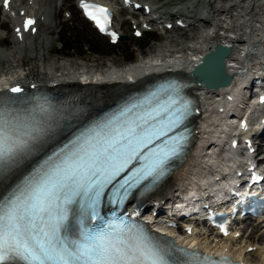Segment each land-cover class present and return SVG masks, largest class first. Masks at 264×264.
I'll use <instances>...</instances> for the list:
<instances>
[{
	"label": "snow or ice",
	"instance_id": "6c2138e0",
	"mask_svg": "<svg viewBox=\"0 0 264 264\" xmlns=\"http://www.w3.org/2000/svg\"><path fill=\"white\" fill-rule=\"evenodd\" d=\"M9 6L4 0V7ZM80 6L101 32L106 31L107 8L85 0ZM33 23L25 21V30ZM159 96L152 93L97 122L0 198V264H176L170 260V249L154 243L135 225L91 223L98 220L96 206L104 189L134 161L142 164L120 185L125 191L133 182L158 178L181 150L182 137L165 138L181 123L187 106L181 109L180 101L171 97L161 103ZM52 131L48 119L21 117L0 107V178L37 152ZM162 140V147H154ZM186 255L185 264H218L207 256Z\"/></svg>",
	"mask_w": 264,
	"mask_h": 264
},
{
	"label": "bare ground",
	"instance_id": "6f19581e",
	"mask_svg": "<svg viewBox=\"0 0 264 264\" xmlns=\"http://www.w3.org/2000/svg\"><path fill=\"white\" fill-rule=\"evenodd\" d=\"M178 0H167L164 5L162 7H158L154 13H159V14H165V11L163 9L166 8V6H170L171 4H173L174 2H176ZM208 1V6H210V4H214L217 1H228V0H207ZM1 4H0V12L2 11V14L5 15V18L2 20L0 18V28L4 27L6 25L9 26V20H7L6 18L11 16L17 17V16H21L24 15L25 13H31V16L35 18L36 20V25L33 27H37L38 24L40 23H44L47 28L45 30L46 35L51 34V32L54 30V23H56L58 20L61 21V16H62V12H63V8H69V10H71V12L73 13L74 17H77L78 19H80L81 17L86 21L89 22L88 20H86L84 18V16L80 13L79 7H77L74 3H72V0H10V6L8 8L4 7V1L0 0ZM241 1H238L237 3L233 4L230 6V8H233L234 6H237L238 8H240ZM262 1H260L259 3H261ZM119 3V2H118ZM116 2V22H118V24L120 23V19H119V4ZM261 5V4H259ZM255 6V5H254ZM203 5L200 6V9L196 12V14H200V15H204L205 13V9L202 8ZM202 8V9H201ZM228 8H225V10H227ZM225 10H221L219 8H215L213 7V13H217L220 11H224ZM237 10V9H236ZM256 10V9H255ZM193 11V10H191ZM204 11V12H203ZM234 11V9H233ZM175 13L179 14L178 16L175 17V21L176 22H172L170 20H172V17L175 16ZM175 13L170 14L171 17H169L168 19H165L167 23L172 24V27H165L166 30V35L171 34L170 33V28H173V34L169 35V37H167V40H163L161 42V47H157L156 50H154L153 55H156L158 53L160 54H167L170 55L171 51H174L175 48L177 49V51H180L183 56V60L180 62L178 61L177 57L180 56V54H175L174 56L170 55L169 57H167L166 61H164L163 59H159L157 61V63H153L152 62V56L151 54H149L150 56L145 57V60H137L136 62H130L133 63V65H129V63L124 66V68L122 67H111V68H97L96 70H99L98 73H96V76L93 77L92 83H93V88L96 89L97 91V95L96 96H92V95H86V94H75L73 95L71 98L65 100L62 104L66 107L70 108V111L67 112V115H76V116H81L85 113L94 111L97 107H99L100 105L106 103L107 101H110L113 96H115L116 98H118V95L121 91L123 90H127L129 88H132V86L135 85V83H133L131 80H135V78H138V86L145 84L147 81H149L148 79L151 77V73L152 72H160L164 69V67L166 66L167 69H177L179 71L180 74L186 75V73L193 68L196 64H198L203 56V54L205 52H207L208 50L213 49V47L219 43H223L226 42L227 40V36H222L221 34H216V35H211L208 32H202L200 31V35L199 37H201V39L198 40V37L195 34V31H198V26L196 24H188V25H184V26H177V22L179 23V20L182 21L183 24H185L186 20L188 19L189 21L192 19V17H195V15L193 16H188L184 11H177ZM80 14V15H79ZM176 14V15H177ZM54 17V21L51 22V17ZM188 16V17H187ZM240 16V15H239ZM187 17V19H186ZM241 19H243L244 21H247V14H245L244 16H240ZM263 20V19H262ZM25 21H27L26 18H24L21 22V25H23L25 23ZM252 21V20H251ZM130 20L129 19H125L124 23H129ZM206 23H208L209 21H205ZM242 22V21H241ZM240 22V24H241ZM43 25V26H45ZM239 25V24H238ZM251 25V24H250ZM42 26V27H43ZM170 26V25H169ZM191 26V27H190ZM41 27V29H42ZM189 27V28H188ZM242 28V27H241ZM238 29L239 30L241 29ZM261 28H264L261 26ZM17 29H19L18 25L14 24L13 28H12V32L13 35H11V51H6L1 49L0 50V62L2 61H6L9 63V66L11 67V70H15L17 72H11V73H4L2 74L3 76H6L5 79L0 80L2 83H0V89L3 88V85L5 83L10 82L12 79L14 78H21L22 80H25L26 75L24 74V72L26 71L25 69V59L26 56H30V57H34L36 58L39 54H41V51L39 53L38 49L35 47V37H37L40 32L41 29H39V32H35V33H31V34H22L20 31L19 33L17 32ZM263 31V30H262ZM240 33V32H239ZM230 34L231 37H234V35L232 34V32L228 33ZM245 35V34H243ZM101 36V35H100ZM171 37V39H170ZM101 38H103V36H101ZM169 39V40H168ZM2 40V41H1ZM0 41L3 42L5 41V38L3 35L0 34ZM183 41H189L192 42L190 44L188 43H184ZM234 43V42H233ZM246 45L248 48H250L253 51V54H258L260 52H262L260 50V46L258 45V43L252 39L247 40V42L245 43L244 46V51H246ZM230 47V46H228ZM263 51H264V45H263ZM261 48V49H262ZM236 53V50H232V54L230 57H228V59L226 60V65H227V70L229 71V73L232 75V77L234 78V75L236 76L235 80H232V84L230 86H226V87H221L219 89H214V90H208L207 93H210L212 98V104H223L224 101H226L224 99V97L228 94V93H233L235 95V97L241 98L242 100H244L243 97V85H247L250 83V79L246 78L244 79L242 76V73L239 72V70H241V65L240 64H236V73L234 74V71L232 70L234 68V64H232V62H235V60L232 58ZM38 54V55H37ZM263 55V54H262ZM41 58H43L42 54H41ZM98 59H95L93 61H97ZM92 61V60H91ZM159 63H162L163 65H160ZM97 64V65H96ZM95 64V66H104L103 62L97 61V63ZM94 65V64H92ZM93 66V67H95ZM57 67H63L64 69L68 70L65 72L60 73L59 71H55V69ZM57 67H50L48 73H43L41 76H39L38 79L36 80H29L30 83L34 82V85H44L47 81H56V83L58 85L61 84H66V83H70V82H80L81 80L78 79V74H80V70L79 68H75L77 71L73 70L74 66L72 67L71 65H69L68 63H64L61 64V66H57ZM106 67V66H105ZM9 69V70H10ZM83 69V68H82ZM93 69V68H90ZM105 69V70H104ZM93 72L92 70H88ZM152 71V72H151ZM149 73L148 75H145ZM59 74V75H58ZM31 75V74H29ZM57 76V79H48L51 76ZM145 75V76H143ZM241 78L244 82V84L240 87L241 89V95L237 96L233 91L236 87V80H238ZM235 83V84H234ZM17 84V83H16ZM206 88L202 85L198 90L202 91L205 90ZM247 93L249 94V89L247 90ZM201 102H200V108L199 110H203L204 111V104H205V99L208 98H203L200 97ZM247 99V98H246ZM255 99H253L254 101ZM235 101V99H234ZM250 101H252L250 99ZM227 102V101H226ZM237 116L235 119H232V116H228L229 119L228 121L230 122L229 125H231L232 129L231 130H226L224 131L223 135L220 136L219 138V143L215 144L213 147H211L209 149V151H211L209 153V155L206 156L205 159H203L204 161L207 160L206 165L210 163V159L213 157L214 154H216L217 156H219L222 159V155H226L228 156V150H227V146H229V142L231 139L235 138H244L249 140L250 137L252 136V140L255 138V136H259L260 134V126L259 123L256 121V116L257 114L261 113L260 109L255 108L254 110H247L244 111L243 109H241V111L239 110V108L237 110ZM205 112V111H204ZM250 112V114H249ZM201 118V117H200ZM245 119L248 121V123L246 125H241V120ZM199 120V119H198ZM236 123V124H235ZM200 126V124L198 123V127ZM256 132L255 135H253ZM261 139H264V135L261 137ZM260 139V140H261ZM210 145L212 144L211 142H208ZM200 151V144L198 145V148L194 151L193 155L189 158V160L186 162L185 165H181L179 167V169L176 171L175 175L170 178L167 182H166V189L165 186H163L162 188L165 189L163 191L160 190V192H158L157 194H155L154 196H152L151 198V209H154L156 205L160 204L163 200H167L170 199V196L172 194V192L176 189H174L176 186L180 185L181 188L179 190V194H186L188 192H190L192 195L195 194L197 196L201 197V200L196 204L195 206L190 204L188 207H186L185 210H181V209H175L177 211V216L179 215V212L184 211L186 213H190L191 211L196 210L199 205H208L210 203H212L213 199L215 198L216 201H219L223 198H225L227 195H229V190L234 188L236 185V179L237 176L235 174L236 171H234V169H237V161L244 159L245 157L242 154L239 153H234L230 158L227 159V161L232 163V171L227 172L226 175L224 177H220V178H216L214 179L211 175H210V171L212 168H214V165L210 164L209 167H203L204 170L208 169L209 175L212 179V182L210 183V187H208L207 189H205L204 191L201 192H197L196 191V187H199L201 185L200 182H198L196 180V177H200V171L198 170V167L194 166L192 164V161L196 160L198 157ZM201 169H202V164H200ZM231 170V167L230 169ZM197 184V185H196ZM195 186V187H194ZM202 186V185H201ZM234 200V199H232ZM171 204V203H169ZM180 205V203H178V206ZM177 206V207H178ZM171 208V206H170ZM222 209L224 207H221ZM220 209V208H219ZM231 207H227L226 210H230ZM148 217H151V215H148ZM171 220H174V218H171ZM262 226L260 228L259 232V237L255 238V241L252 242V237L254 235H247V237L245 238L244 235L242 236V238L240 240H238L236 237L238 234H240L241 229H237L234 232H231L229 235L227 236H222V235H216L217 238H214L213 240H215L216 242H214L212 245L213 246H217L219 243L220 246H232L230 248L233 249V251H236V253L240 254L241 256H244V260L245 261H254L258 264H264V222H262ZM197 227L196 225L194 226V230L192 232H196ZM175 231V229L173 230ZM181 232V231H180ZM257 232V231H256ZM182 238V237H180ZM190 240H194L195 242L198 241V239L196 238V236H192L191 238H189ZM203 241L205 242V244H208L210 242V237L208 236H204L203 237ZM236 241V242H235ZM201 243H204L202 241H200ZM252 246L250 249L252 250V252H249L251 250H249V247Z\"/></svg>",
	"mask_w": 264,
	"mask_h": 264
},
{
	"label": "rangeland",
	"instance_id": "374dc122",
	"mask_svg": "<svg viewBox=\"0 0 264 264\" xmlns=\"http://www.w3.org/2000/svg\"><path fill=\"white\" fill-rule=\"evenodd\" d=\"M78 1L79 0H72V3H74L78 7ZM151 1L155 6H158L160 8L167 0ZM243 1L245 0H242V2ZM260 1L262 2L259 3ZM224 2L225 1H223V3ZM253 2L255 3V6L253 8L254 17L249 23V27L246 28V31L249 39L256 41L259 45L262 44V46H260L262 48L264 45V37L261 38V35L264 34V32L262 31L261 26L264 27V0H253ZM218 3H222V1L215 2L213 5L210 4V6H208L209 4L207 0H178L170 6H166V8L163 10H171L175 12L184 11L185 13L196 14V12L200 9V6L203 5L202 8L205 9L204 11L209 8L213 12V7L216 8ZM234 11L232 8L231 12L233 13ZM175 17L176 16L172 17V20L170 21L175 22ZM0 18L2 20L5 18V16L2 14V11L0 12ZM53 18L54 17L52 16L51 22L54 21ZM119 19L120 26L118 30L124 37L119 40L117 44H112L107 37L103 36V38H101L102 35L100 36V34L96 32L95 28L90 24V22H86L82 17L80 19L74 17L69 8H63L61 21L58 20L56 23H54V30L51 32V34L46 35L45 30L47 26L44 23L39 24L38 32L43 25L45 26L42 27L40 34L35 37V47L38 49L39 53L41 51L43 58H41V54H37L38 56L36 58L26 56L25 72H28V74L34 75L36 78H39V76H41L43 73H48L50 67L61 66V64L64 63H68L72 67L74 66L73 70L75 71H77L75 68L87 71L96 70L98 67H101L102 69H108L114 66L124 68V66H126L128 63L136 62L137 60H139L138 58H140L141 55H148L149 52L151 54L154 50L157 49L158 44H160L161 41L164 40L163 37H158L153 33H144L141 37H136L134 35V30L136 28H140L141 26H136V21L134 20L133 16L130 13H126L125 11H123V9H119ZM125 19H130V22L124 23ZM234 19L236 21V24H240V22L242 21L240 25L244 27L243 19H238L236 16ZM163 27H165V24H163ZM12 28L13 24L11 22L9 26L6 25L0 28V34L5 38V41H0V50H12V40L10 38L11 35H13ZM173 29L174 27L172 29H169L171 34H173L174 32ZM61 42H63L64 45ZM261 48L260 50L262 52L252 55L253 59L246 62L248 66L252 65L253 60H256V63L264 61V51L263 48ZM95 59H98L97 61L101 60L104 66H95V64L97 63V61H93ZM10 68L11 67L9 66L8 62H0V71H9ZM62 70L68 71L63 67H57L55 69V71H59L60 73L63 72ZM247 72L249 71L247 70ZM243 84V80L241 78L239 79L238 77V84H236V87L233 91L237 96L241 95L240 87ZM233 96L235 97L234 94ZM207 98L208 99H205L206 102L204 104L205 112L203 111L201 118H199L198 120L200 126L197 145L200 144V151L197 159L192 161V164L195 167L197 166L198 170L200 171V177L197 176L196 180L202 183V186L206 188L210 187L212 179L210 177L211 171L209 175L208 169L204 170V166L209 167V165L212 164L214 165V168L211 169L213 171H216L217 169L226 170V172L232 171V163L227 161L228 156H226L225 154L222 155V159L214 154L213 157L208 158L210 159V163L207 165V160L204 161L203 159H205L206 156L209 155V153L211 152L209 151V149L215 145L214 143L219 142L218 140L220 136L224 134L223 132L232 129L231 125H229L230 122L228 121V111L237 110L238 108H240V106H237V103L242 104V99L238 97L234 98L235 101H224V103L221 105L217 103L212 104L211 101L213 97L208 96ZM219 107H223V111H218ZM246 108L252 107H250V104H247ZM208 142L213 143L208 146ZM200 164H202V169ZM230 167L231 170H228L230 169ZM178 187L181 188L180 185H178ZM204 227H200V229H204ZM260 228L261 226H259V230ZM250 230L251 228L248 229V232ZM258 231L255 232V235L252 237V242L255 241V238L259 237ZM241 232H244V230H242ZM214 237L215 236H211L210 239ZM244 237L246 238L247 234H244ZM251 247L252 246L249 247V250H251ZM249 252H252V250Z\"/></svg>",
	"mask_w": 264,
	"mask_h": 264
},
{
	"label": "water",
	"instance_id": "95a60500",
	"mask_svg": "<svg viewBox=\"0 0 264 264\" xmlns=\"http://www.w3.org/2000/svg\"><path fill=\"white\" fill-rule=\"evenodd\" d=\"M230 47L219 43L204 53L202 60L189 74L195 83L204 84L208 89H219L232 84L226 60L231 55Z\"/></svg>",
	"mask_w": 264,
	"mask_h": 264
},
{
	"label": "trees",
	"instance_id": "16d2710c",
	"mask_svg": "<svg viewBox=\"0 0 264 264\" xmlns=\"http://www.w3.org/2000/svg\"><path fill=\"white\" fill-rule=\"evenodd\" d=\"M150 39V38H149ZM63 45H64V43L63 42H61Z\"/></svg>",
	"mask_w": 264,
	"mask_h": 264
}]
</instances>
